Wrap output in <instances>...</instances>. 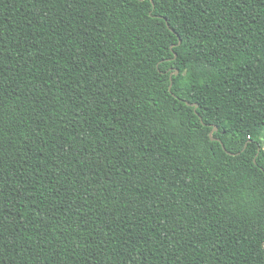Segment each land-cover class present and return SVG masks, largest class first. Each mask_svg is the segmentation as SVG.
<instances>
[{
    "label": "trees",
    "instance_id": "trees-1",
    "mask_svg": "<svg viewBox=\"0 0 264 264\" xmlns=\"http://www.w3.org/2000/svg\"><path fill=\"white\" fill-rule=\"evenodd\" d=\"M0 264H264V0H0Z\"/></svg>",
    "mask_w": 264,
    "mask_h": 264
},
{
    "label": "snow or ice",
    "instance_id": "snow-or-ice-1",
    "mask_svg": "<svg viewBox=\"0 0 264 264\" xmlns=\"http://www.w3.org/2000/svg\"><path fill=\"white\" fill-rule=\"evenodd\" d=\"M143 2V0H141ZM152 3H154L157 7H163L165 0H151ZM163 13H161V16Z\"/></svg>",
    "mask_w": 264,
    "mask_h": 264
},
{
    "label": "water",
    "instance_id": "water-1",
    "mask_svg": "<svg viewBox=\"0 0 264 264\" xmlns=\"http://www.w3.org/2000/svg\"><path fill=\"white\" fill-rule=\"evenodd\" d=\"M173 76V74H171V77ZM172 86V85H171ZM170 90H171V87H170ZM215 131H218V128L217 127H215L214 128V130H213V132L211 133V135L215 132ZM224 146V145H223ZM224 148H225V146H224Z\"/></svg>",
    "mask_w": 264,
    "mask_h": 264
}]
</instances>
